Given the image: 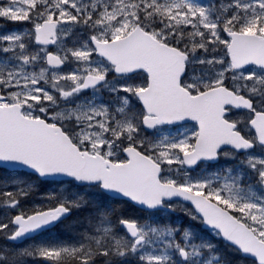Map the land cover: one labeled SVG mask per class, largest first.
Returning <instances> with one entry per match:
<instances>
[{
	"label": "snow or ice",
	"instance_id": "6c2138e0",
	"mask_svg": "<svg viewBox=\"0 0 264 264\" xmlns=\"http://www.w3.org/2000/svg\"><path fill=\"white\" fill-rule=\"evenodd\" d=\"M0 264H264V0H0Z\"/></svg>",
	"mask_w": 264,
	"mask_h": 264
},
{
	"label": "trees",
	"instance_id": "16d2710c",
	"mask_svg": "<svg viewBox=\"0 0 264 264\" xmlns=\"http://www.w3.org/2000/svg\"><path fill=\"white\" fill-rule=\"evenodd\" d=\"M57 231H60L59 228L57 229Z\"/></svg>",
	"mask_w": 264,
	"mask_h": 264
}]
</instances>
